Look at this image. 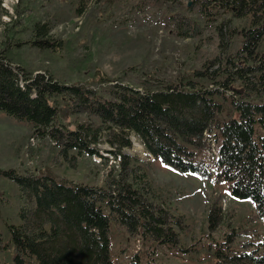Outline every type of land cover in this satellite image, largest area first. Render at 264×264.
Instances as JSON below:
<instances>
[{
	"label": "trees",
	"instance_id": "obj_1",
	"mask_svg": "<svg viewBox=\"0 0 264 264\" xmlns=\"http://www.w3.org/2000/svg\"><path fill=\"white\" fill-rule=\"evenodd\" d=\"M200 5L204 11L203 2ZM211 5L231 17L217 28L221 52L214 59L213 75L196 71L175 81L152 78L141 80L136 88L119 80L111 84L99 72L96 89L61 83L46 69L32 70L22 58L27 26L8 28V39L0 43V110L30 123L33 132L49 138L64 158L71 150L100 157L102 140L116 149L110 151L115 155L131 147L134 135L148 155L173 171L201 178L213 175L226 182L230 195L248 200L264 220V51L259 50L264 0H211ZM232 19H247L249 25L241 30L239 47L228 54L237 34ZM45 29L35 22L30 31L36 38L29 44L62 52L64 42L37 39L47 34ZM199 33L194 24L191 32L184 28L178 35L189 38ZM210 79L214 86L203 84ZM226 104L233 114H225ZM81 114L85 117L78 121ZM208 149L210 164L199 159ZM67 159L71 165L73 156ZM120 163L117 176L106 178L102 188L18 174L14 169L0 171L17 184L22 202L19 225H8L12 264H112L108 239L112 219L130 235L175 246L185 223L147 198L131 180L133 168L125 156ZM217 215H208L212 231L221 222ZM236 236L233 231L223 236L215 250L216 264H264V240L236 251L232 246ZM128 264L157 263L152 257L142 262L134 254Z\"/></svg>",
	"mask_w": 264,
	"mask_h": 264
},
{
	"label": "rangeland",
	"instance_id": "obj_2",
	"mask_svg": "<svg viewBox=\"0 0 264 264\" xmlns=\"http://www.w3.org/2000/svg\"><path fill=\"white\" fill-rule=\"evenodd\" d=\"M226 18L230 14L215 8L211 0H0V43L8 39L6 29L27 26L22 58L30 69H46L61 83L96 89L95 73L99 72L111 84L119 80L136 88L141 80L175 81L190 78L196 71L212 74L214 59L221 52L217 28ZM35 22L47 32L37 39L64 42L62 52L29 44L36 38L30 31ZM194 24L200 28L199 34L178 35L184 28L191 32ZM231 24L237 34L228 54L239 47L241 30L249 25L247 19H232ZM222 32L227 40V31ZM259 50L264 51V40ZM203 84L214 86L212 79ZM224 109L225 114H233L228 104ZM84 117L81 114L77 119ZM130 141V148L115 155L116 149L102 140L100 157L71 150L64 158L49 138L33 132L30 123L0 110V171L14 169L18 174L48 175L102 188L106 178L117 176L125 156L133 168L131 180L137 181L147 198L185 223L172 246L130 235L112 219L108 228L112 264H128L134 254L142 262L152 257L157 264H216L215 250L226 233L237 234L232 244L236 251L264 240V220L248 200L232 197L226 182L213 175L201 178L173 171L148 155L134 135ZM210 147L215 152L214 145ZM210 150L202 151L199 159L210 164ZM67 156H73L71 165ZM18 192L17 184L0 173V264H12L8 225L20 223ZM209 212L217 218L221 214L213 231L208 227Z\"/></svg>",
	"mask_w": 264,
	"mask_h": 264
}]
</instances>
